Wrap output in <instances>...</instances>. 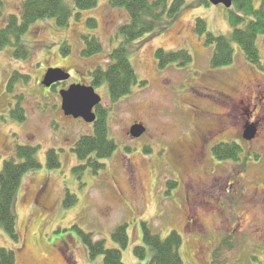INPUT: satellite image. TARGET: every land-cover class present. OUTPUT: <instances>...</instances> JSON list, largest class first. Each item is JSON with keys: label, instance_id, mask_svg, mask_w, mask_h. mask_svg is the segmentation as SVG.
<instances>
[{"label": "rangeland", "instance_id": "1", "mask_svg": "<svg viewBox=\"0 0 264 264\" xmlns=\"http://www.w3.org/2000/svg\"><path fill=\"white\" fill-rule=\"evenodd\" d=\"M65 1L73 9L69 25L59 26L54 18L32 24L21 39L30 50L27 58H17L13 46L0 47V170L6 159L16 157L18 145L36 146L42 163L24 176L15 201L19 239H12L0 227V247L15 250L17 264H106L104 255L89 257L84 241L90 233L94 240H105L107 247L120 248L125 264H138L134 248L144 243L145 223L162 238L174 230L181 235L183 264H211L215 259L228 264H264V234L256 231L264 224V207L249 202V194L264 177V70L250 64L238 44H234L231 65L212 68L214 46L207 45L194 29L196 18L202 17L209 30L230 36L233 27L228 15L230 10L236 11L235 6L186 0L175 20L163 22L166 28L130 44L136 74L147 82L136 84L130 95L114 102L107 83L95 86L107 109L109 135L117 145L110 158L101 160L105 166L96 172L91 167L74 169L82 164L73 150L75 143L93 133V124L65 116L60 96L63 85L46 87L42 79L49 67L67 68L70 85L73 81L91 84L92 71L99 66L106 68L110 54L123 40L119 28L129 17L123 8L112 7L110 0H100L95 8L82 11L75 9V0ZM253 1L259 8L263 0ZM21 4L22 0H3L0 28L10 14L20 15ZM90 18L96 20L95 26L88 23ZM84 35L97 37L102 50L84 57ZM258 45L264 65V35L258 38ZM67 46L70 52L65 54ZM157 48L185 49L192 61L184 66L171 63L161 71L155 58ZM14 72L16 77L10 85ZM253 83L261 84L259 99L254 94L251 104L257 108L242 118L237 128L254 122L259 137L246 143L236 128L227 133L226 140L241 146L240 159L230 163L214 159L219 165L212 169L208 146V169L184 164L171 170L162 147L175 140L185 145L199 142V134L228 111L233 100L247 96V88ZM20 96L24 121L12 114ZM134 122L147 129L136 140L127 135ZM194 123L196 127L191 128ZM50 149L59 155L56 168L47 165ZM169 155L173 157L171 152ZM183 170L194 176L193 183L184 182ZM239 170L245 175L244 197V186L227 187L231 191L220 201L222 181L213 182L211 188L196 185L199 178L207 181L211 175L235 176ZM174 180L177 184L170 185ZM67 192L77 199L73 205L64 204ZM188 198L191 203L196 201L194 206L189 205ZM202 200L211 203H200ZM123 224H127L129 235L125 248L112 238L114 230Z\"/></svg>", "mask_w": 264, "mask_h": 264}, {"label": "trees", "instance_id": "2", "mask_svg": "<svg viewBox=\"0 0 264 264\" xmlns=\"http://www.w3.org/2000/svg\"><path fill=\"white\" fill-rule=\"evenodd\" d=\"M100 0H75V9L78 11L95 8ZM209 5L208 0H200ZM186 0H110L112 7L126 10L129 20L119 28L123 40L109 56L106 68L102 66L92 71L94 86L107 83L110 99L114 102L130 95L133 87L146 80H139L136 70L129 55V46L146 34H153L159 28H166L164 21L171 22L180 10L185 6ZM236 11H229V20L233 27L230 36L212 32L208 28L207 21L202 17L195 20V31L203 36L207 45L214 46L210 65L212 68H221L231 65L235 59L234 44H238L245 59L252 65L264 70L262 54L258 45V38L264 35V0L259 8H256L253 0H234ZM3 0H0V16L2 15ZM73 9L67 5L65 0H22L20 15L10 14L6 23L0 28V47H14V55L20 59L27 58L30 54L29 48L22 43V36L29 30L30 26L39 20L54 18L59 26H68ZM250 18L246 21L247 18ZM91 26H95V19H88ZM85 46L81 51L84 57H89L102 50L101 41L93 35H84ZM67 54L70 48L63 49ZM155 58L159 70H166L171 64L179 66L187 65L192 61V56L185 49L166 50L157 48ZM17 72L10 79V85L15 80ZM25 80L29 75L23 74ZM11 87V86H10ZM23 96L18 97L16 107L12 114L16 120L24 121L25 109L22 106ZM104 106H97V120L93 124V133L80 137L75 143L74 152L81 165L75 167V171H82L91 167L97 172L105 164L102 159H108L117 148L116 142L109 135L107 118ZM37 147L29 144L18 145L16 157L6 159L2 170H0V227L15 240L19 239L17 231V213L15 201L21 187L24 176L30 170L42 167L37 157ZM242 152L241 146L236 142L219 144L215 147V153L220 159H231L238 161ZM47 165L56 168L60 165L59 155L55 149L47 152ZM170 185L176 184L175 181ZM77 199L67 192L64 199L65 206L73 205ZM112 238L121 248L129 243L127 224L119 225L112 233ZM143 244L134 248V254L139 260L138 264H183L180 247L183 243L181 235L177 231H171L166 238H162L150 230L143 223ZM88 248L89 257L95 259L104 255L106 264H125L123 262L122 250L120 248H109L105 240H94L92 234L87 233L84 241ZM148 258V260H147ZM147 260V261H146ZM0 264H17L15 250L8 247H0ZM211 264L222 263L217 259Z\"/></svg>", "mask_w": 264, "mask_h": 264}, {"label": "flooded vegetation", "instance_id": "3", "mask_svg": "<svg viewBox=\"0 0 264 264\" xmlns=\"http://www.w3.org/2000/svg\"><path fill=\"white\" fill-rule=\"evenodd\" d=\"M68 81H63V82H60L56 85H63V88H67L70 85L68 83ZM72 83H80V82H74L73 81ZM56 85H54L53 87H56ZM260 89H261L260 83H253L250 87L247 88V90H248L247 96L241 95L240 99H235L236 101L233 100L232 101L233 104H231V106L228 107L229 108L228 111L218 115L217 118L214 120V122L208 127V129L199 134V137L197 138V139H199V142H193L192 144L185 145L183 143L176 142V140H175L170 144L171 146L166 144V146L162 147V149H163L162 151H164V154H163L164 158H165L168 166L171 168V170L174 169V166H176V165L181 166L184 164L190 166L191 168L198 169V170L199 169H208L207 168V166H208L207 161L205 160L206 159V148L208 146H211V153L209 154V159H210V164H211L212 169H215V165L217 166V165H219V163H230L231 161H233L231 159H220L215 153V147L218 146L219 144H221V143L227 144V143L232 142V141L226 140L228 138L227 133L229 131L230 132L232 131L231 130L232 127L237 129L238 137L244 139L246 141V143L247 142L252 143V142L256 141V139L259 137V132H258L257 125L254 122H247L246 124H244L240 128H237V126L242 124V118L251 116V114H252L251 112L255 111V109L257 108L256 104L252 105V106H251V104L253 103V100H254V94L259 99L257 93H259ZM261 91H260V94H263L264 91L263 92H261ZM228 99H231V98H228ZM238 122H240V124H237ZM136 123H139V122H134L132 125H130V127L127 130L128 137L132 138L134 140L141 138L146 133L145 132L141 137H138V138L133 137L131 135L130 131H131V127L133 125H135ZM251 125L256 128V136L251 140H247L244 138V132H245L246 128L251 126ZM194 127H196L195 123L191 128H194ZM186 150L189 153L188 159L185 158V155L187 152ZM170 152L172 153L173 157H171L169 155ZM167 158H171L172 161H168ZM214 159H216L220 162L215 164ZM256 161L259 162L260 159H258ZM132 167H133V165H132ZM186 170H188V169H186ZM186 170L182 171V175L184 174V177H185L184 182L193 183L194 176H192L189 172H186ZM229 170H231V169H229ZM224 171H228V169H224ZM244 176L245 175L243 174L242 170H239L238 174H236L235 176L222 175L221 177L218 176V178H216L214 175H211L208 177L207 181H205V179H202V178L197 179L198 182L196 183V185H198V187H199V184H200L204 188H211L213 182L215 183V182H218L219 180L222 181L220 188L223 192L219 196V198H217V200L221 201L222 198H226L225 194L228 193L229 191H231V190H228L227 187H231V186L233 187L236 185H238V187L244 186V184H245V177ZM136 181H137V179H136ZM260 186H262V188ZM244 189H245V191H242V194H241V196H243V197L246 194L245 186H244ZM40 194H41V189L39 190L38 196H40ZM249 197H250L249 202L255 203V205L264 207V177H263V179H260V181L257 184V187L252 191V193L249 194ZM190 199L191 198L187 199L189 205L192 204V206H194L196 201L191 203ZM229 199H230V197H229ZM37 201H39V200H37ZM200 203L210 204L211 201L202 200ZM197 220L198 219H196V221ZM257 228L258 229H256V231H258L260 234H264V224L260 227H257ZM61 254H62V256L64 255L63 252Z\"/></svg>", "mask_w": 264, "mask_h": 264}, {"label": "water", "instance_id": "4", "mask_svg": "<svg viewBox=\"0 0 264 264\" xmlns=\"http://www.w3.org/2000/svg\"><path fill=\"white\" fill-rule=\"evenodd\" d=\"M211 4H223L230 8L234 0H208ZM71 74L64 68L47 69L42 84L50 87L55 83L66 81ZM62 97V110L65 115L75 118H83L88 123H94L97 115L94 108L101 104L102 97L95 91L93 86L83 84H72L68 89L60 92ZM146 130L143 124L137 123L131 127V135L135 138L140 137ZM256 136V128L249 126L244 132V138L251 140Z\"/></svg>", "mask_w": 264, "mask_h": 264}]
</instances>
